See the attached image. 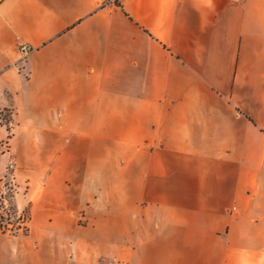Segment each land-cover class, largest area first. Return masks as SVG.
Wrapping results in <instances>:
<instances>
[{
    "label": "crops",
    "instance_id": "0c3cea01",
    "mask_svg": "<svg viewBox=\"0 0 264 264\" xmlns=\"http://www.w3.org/2000/svg\"><path fill=\"white\" fill-rule=\"evenodd\" d=\"M2 112L0 264H264V0H0Z\"/></svg>",
    "mask_w": 264,
    "mask_h": 264
},
{
    "label": "rangeland",
    "instance_id": "374dc122",
    "mask_svg": "<svg viewBox=\"0 0 264 264\" xmlns=\"http://www.w3.org/2000/svg\"><path fill=\"white\" fill-rule=\"evenodd\" d=\"M6 115L9 116V114L7 112H2V117H5ZM5 121L7 122L6 119H5ZM9 170H11L10 166H9ZM11 195H12V191H11V188L9 187V183L7 182L6 188L4 191L5 200H3L4 204H3V209H2L3 215L5 216L4 225L6 226L8 231L14 232L15 230H20L19 228H20V226L22 228V224L20 222V219L16 218V213L11 208V205H9V202L11 200ZM25 214H26V217H29L28 213H25Z\"/></svg>",
    "mask_w": 264,
    "mask_h": 264
},
{
    "label": "built area",
    "instance_id": "2783aa9c",
    "mask_svg": "<svg viewBox=\"0 0 264 264\" xmlns=\"http://www.w3.org/2000/svg\"><path fill=\"white\" fill-rule=\"evenodd\" d=\"M20 51H21V53H23L24 55H27L28 54V52L30 51V49L28 48V47H26V46H21L20 47ZM6 123V121H5V118L4 117H2L1 115H0V124L1 125H3V124H5ZM4 145H6V148H8V145H7V143H5ZM10 167L11 168H13V163L11 162V164H10ZM2 196L4 197V198H2ZM1 198H2V201L3 200H5V196H4V192H3V194L1 195ZM3 204H4V202H3ZM29 221V217H26V214H24L23 216H21V218H20V222H21V224H22V228H21V226H20V230H24L26 227H27V222ZM6 227V226H5ZM7 229V228H6Z\"/></svg>",
    "mask_w": 264,
    "mask_h": 264
},
{
    "label": "trees",
    "instance_id": "16d2710c",
    "mask_svg": "<svg viewBox=\"0 0 264 264\" xmlns=\"http://www.w3.org/2000/svg\"><path fill=\"white\" fill-rule=\"evenodd\" d=\"M116 4L118 6H121L120 2H118V1H116ZM4 118L7 120V123H9L11 121L10 115L9 116L6 115ZM2 198H4V197L2 196ZM2 198H1V202H0V208L1 209H3V201H2ZM4 222H5V216L4 215H1V217H0V227H1V230L3 232H13V231H8L6 229V227L4 225ZM22 231L26 233L27 232V227L24 230H22Z\"/></svg>",
    "mask_w": 264,
    "mask_h": 264
}]
</instances>
